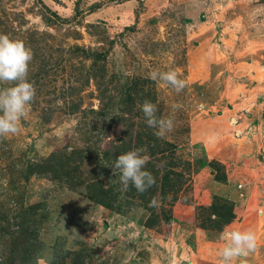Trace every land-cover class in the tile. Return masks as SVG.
<instances>
[{"label":"rangeland","instance_id":"rangeland-1","mask_svg":"<svg viewBox=\"0 0 264 264\" xmlns=\"http://www.w3.org/2000/svg\"><path fill=\"white\" fill-rule=\"evenodd\" d=\"M0 34L31 48L36 89L0 140V264H223L226 230L257 236L230 264H264V0H0ZM145 100L174 120L163 139ZM139 133L156 178L145 198L112 173ZM224 201L235 217L218 230Z\"/></svg>","mask_w":264,"mask_h":264},{"label":"clouds","instance_id":"clouds-1","mask_svg":"<svg viewBox=\"0 0 264 264\" xmlns=\"http://www.w3.org/2000/svg\"><path fill=\"white\" fill-rule=\"evenodd\" d=\"M32 60L33 52L22 40L0 34V84L11 85L0 88V140L18 134L21 121L29 114L31 103L36 96L34 84L28 79ZM149 78L162 81L177 93L186 87V81L179 78L177 70H153L149 73ZM140 107L147 125L156 129L154 135L157 138L163 139L173 131V118H158V109L154 103L145 100ZM141 151L131 150L118 155L112 173L116 175L117 170L119 171L120 182L125 189L131 184L137 192L143 194L155 186L156 178L146 170L150 157L141 155ZM159 206L160 202L156 198L149 202V207ZM220 238L225 241L220 250L223 264H230L235 258L254 252L257 247V236L251 230H226Z\"/></svg>","mask_w":264,"mask_h":264},{"label":"trees","instance_id":"trees-1","mask_svg":"<svg viewBox=\"0 0 264 264\" xmlns=\"http://www.w3.org/2000/svg\"><path fill=\"white\" fill-rule=\"evenodd\" d=\"M143 135L141 133L138 134V137L135 139V144L137 145V149L138 150L140 148V146L142 144L145 143V141H143ZM152 136V135H151ZM167 146H170V143H167V142H163L162 140H159L157 138H155V144L154 145H158L160 147H162L163 149H165L166 145ZM127 144H125L123 147L124 149L126 150V146ZM151 145V144H150ZM150 148V146H149ZM151 150L150 151V154L151 155H154L155 152L153 150V148H150ZM157 151V150H156ZM164 151V150H163ZM66 155V156H65ZM65 155H62L60 153H57V154H54V156H51L49 157L50 160H55L57 163L59 164H64L66 165L68 161L72 160V156L69 155V154H65ZM82 160L83 159V153L82 152H79L78 155H77V158L75 160ZM51 171L55 172L57 170L56 168V164H52V166L50 167ZM67 175V172L65 173ZM169 174V173H167ZM57 176L56 177H60V175L56 174ZM92 189H93V192H94V196L93 198H95L94 200L98 203H101L103 205H110L112 206V202H108L107 201V198H108V195L111 193V189L109 188L108 190L102 188L101 184L98 183V181H94L93 184H92ZM155 186H153L152 188L149 189V191H156V188H154ZM133 190H135V187L133 186L132 188ZM146 193H143V194H140L141 197L145 198V195ZM213 214H215V216H217L218 218L217 219H211V222H214L216 224V228L218 230H221L223 229V226L224 224H228L229 222H231L234 217H235V214H234V207H233V202H229V201H224L222 203H214L213 204Z\"/></svg>","mask_w":264,"mask_h":264}]
</instances>
